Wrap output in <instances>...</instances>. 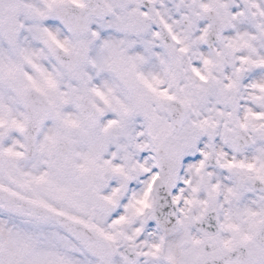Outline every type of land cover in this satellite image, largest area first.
Instances as JSON below:
<instances>
[{"label": "snow or ice", "instance_id": "1", "mask_svg": "<svg viewBox=\"0 0 264 264\" xmlns=\"http://www.w3.org/2000/svg\"><path fill=\"white\" fill-rule=\"evenodd\" d=\"M0 264H264V0H0Z\"/></svg>", "mask_w": 264, "mask_h": 264}]
</instances>
